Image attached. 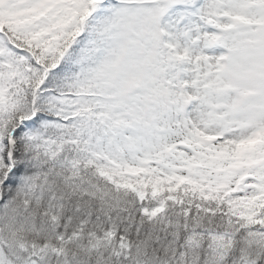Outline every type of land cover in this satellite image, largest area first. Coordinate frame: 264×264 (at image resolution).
<instances>
[{
  "label": "snow or ice",
  "instance_id": "obj_1",
  "mask_svg": "<svg viewBox=\"0 0 264 264\" xmlns=\"http://www.w3.org/2000/svg\"><path fill=\"white\" fill-rule=\"evenodd\" d=\"M0 264H264V0H0Z\"/></svg>",
  "mask_w": 264,
  "mask_h": 264
}]
</instances>
